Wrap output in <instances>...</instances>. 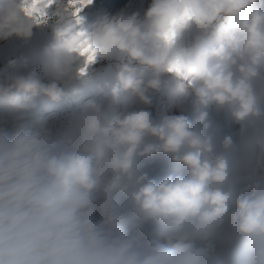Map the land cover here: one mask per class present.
Listing matches in <instances>:
<instances>
[{
    "label": "clouds",
    "instance_id": "9594fccd",
    "mask_svg": "<svg viewBox=\"0 0 264 264\" xmlns=\"http://www.w3.org/2000/svg\"><path fill=\"white\" fill-rule=\"evenodd\" d=\"M92 3L0 0V41L54 38L44 77L0 69L17 121L98 62L118 67L109 103L55 128L0 127V264H264V0H151L86 27ZM166 83L194 96L195 119L129 108ZM212 104L242 126L239 144L207 121ZM152 158L171 171L150 177Z\"/></svg>",
    "mask_w": 264,
    "mask_h": 264
},
{
    "label": "rangeland",
    "instance_id": "374dc122",
    "mask_svg": "<svg viewBox=\"0 0 264 264\" xmlns=\"http://www.w3.org/2000/svg\"><path fill=\"white\" fill-rule=\"evenodd\" d=\"M151 0H93V3L83 13L85 26L91 27L104 16H111L118 12H137L143 16L149 7ZM54 42L50 29L34 30L32 38L24 42L12 38L8 41H0V69L5 68L10 61H15L13 67L7 71L35 70L37 74L44 77L43 61L45 49ZM118 70L115 61H100L93 67L91 78L85 83L77 84L69 89L60 101L48 102V107H40L24 121H17L20 115L0 105V127L12 133L19 123L30 124L33 127L40 123L55 128L66 122L73 114L78 112L80 106L89 100L107 104L110 101L111 87L116 83L115 73ZM2 79V77H0ZM152 104L145 106L137 100L129 105L130 109L148 108L157 120L169 115H188L195 119L198 115L192 107L193 95L183 96L175 94L174 84L166 83L160 89L154 90L151 94ZM123 105H117L116 111H122ZM207 112V121L219 129L220 135H228L233 138L234 143L239 144L244 131L242 126L232 119L227 113L218 109L215 104L201 109ZM171 162L163 158H152L145 161L144 169L150 177H163L171 171Z\"/></svg>",
    "mask_w": 264,
    "mask_h": 264
}]
</instances>
